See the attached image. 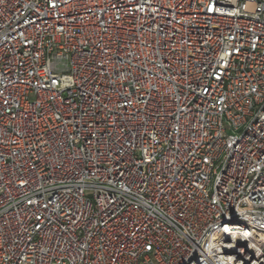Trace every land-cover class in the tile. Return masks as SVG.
<instances>
[{
	"label": "built area",
	"instance_id": "2783aa9c",
	"mask_svg": "<svg viewBox=\"0 0 264 264\" xmlns=\"http://www.w3.org/2000/svg\"><path fill=\"white\" fill-rule=\"evenodd\" d=\"M0 264H264V0H0Z\"/></svg>",
	"mask_w": 264,
	"mask_h": 264
}]
</instances>
